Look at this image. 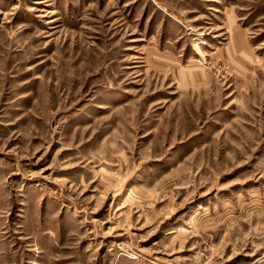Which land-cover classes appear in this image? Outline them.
<instances>
[{"label":"rangeland","instance_id":"374dc122","mask_svg":"<svg viewBox=\"0 0 264 264\" xmlns=\"http://www.w3.org/2000/svg\"><path fill=\"white\" fill-rule=\"evenodd\" d=\"M0 264H264V0H0Z\"/></svg>","mask_w":264,"mask_h":264}]
</instances>
